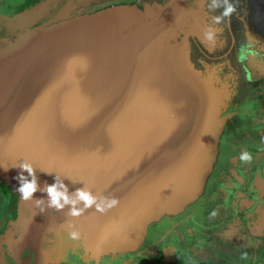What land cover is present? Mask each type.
Instances as JSON below:
<instances>
[{"label": "water", "instance_id": "water-1", "mask_svg": "<svg viewBox=\"0 0 264 264\" xmlns=\"http://www.w3.org/2000/svg\"><path fill=\"white\" fill-rule=\"evenodd\" d=\"M122 1L41 0L32 23L0 13V177L16 190L15 165L27 161L41 187L58 177L70 192L90 190L99 207L78 205L77 216L71 205L49 207L39 190L26 203L76 230L97 258L138 248L151 223L198 199L232 116L219 112L221 98H231L195 67L187 35L174 42L177 26L148 19L153 5ZM132 35L151 69L132 51ZM150 37L165 55L146 48Z\"/></svg>", "mask_w": 264, "mask_h": 264}, {"label": "flooded vegetation", "instance_id": "flooded-vegetation-1", "mask_svg": "<svg viewBox=\"0 0 264 264\" xmlns=\"http://www.w3.org/2000/svg\"><path fill=\"white\" fill-rule=\"evenodd\" d=\"M40 1L0 0V13L23 14L31 22V9ZM187 1L189 57L205 75L214 72L215 85L232 83L235 96L236 114L223 127L202 194L184 211L151 223L138 248L97 258L81 234L58 228L50 211L36 214L0 177V264H191L187 255L196 253L200 262L208 247L227 258L224 264H264V71L250 63L253 54L264 61V0H215L216 7L213 0ZM228 5L234 11L224 16ZM245 153L250 159L241 158ZM173 257L179 262H169Z\"/></svg>", "mask_w": 264, "mask_h": 264}, {"label": "clouds", "instance_id": "clouds-1", "mask_svg": "<svg viewBox=\"0 0 264 264\" xmlns=\"http://www.w3.org/2000/svg\"><path fill=\"white\" fill-rule=\"evenodd\" d=\"M216 2L213 0L211 7H216ZM234 11L233 6L228 5L223 15L229 16ZM218 21L219 18H214ZM208 39L213 38L211 32H206ZM244 160L250 159V156L245 153L242 157ZM21 169V172L16 177L19 181V186L16 191L20 194V198L24 201L34 199V194L39 190L47 193L48 206L56 210H63L66 206L71 205L68 214L77 216L81 213L82 209L78 205H83L85 208L97 204V197L84 187L70 192L68 186L63 180L56 177L55 183L47 184L41 187L36 174V168L27 161H22L20 164L15 165ZM7 170V168H6ZM42 170V169H41ZM25 172L27 175H25ZM36 203H41L44 199H35ZM97 207L99 205L97 204ZM75 235V234H73Z\"/></svg>", "mask_w": 264, "mask_h": 264}, {"label": "rangeland", "instance_id": "rangeland-1", "mask_svg": "<svg viewBox=\"0 0 264 264\" xmlns=\"http://www.w3.org/2000/svg\"><path fill=\"white\" fill-rule=\"evenodd\" d=\"M145 4H151L153 5V9H149L148 10V19H155L156 24H158L159 26H165L167 28V30H169V28L171 30L175 29V26L178 27V29H181V32H178L179 30L176 28V32L177 35L175 36V38L173 40H175L174 42L179 43L180 45L184 42V38H186L187 32H188V28L190 29V27L188 26H184V25H188V23L190 22V16L188 15L190 8H189V3L187 0H164V1H154V0H148L147 3ZM141 10H144L145 5L144 6H138ZM184 10V11H183ZM184 12V16L183 19L180 21V23L177 21L176 23V13L178 12ZM180 24V25H179ZM198 27H202V23L199 22L198 20ZM183 27V28H182ZM197 27V26H196ZM197 27V28H198ZM201 31V30H199ZM187 40V39H186ZM214 74V72H212V74H208L209 76H211V80H212V75ZM213 83V82H212ZM216 86L218 87H223L222 84L218 85L216 84ZM228 92V91H227ZM229 96V94H228ZM233 102V100L229 99L225 102L224 98H221V103H219V112L222 115H229L231 114L232 116L230 117V120L233 119V117L235 116L234 114H236V112L234 113L232 106L231 105ZM2 182V181H1ZM3 183V182H2ZM16 198H17V193L15 192ZM22 203V202H21ZM14 203L12 202L13 206Z\"/></svg>", "mask_w": 264, "mask_h": 264}, {"label": "bare ground", "instance_id": "bare-ground-1", "mask_svg": "<svg viewBox=\"0 0 264 264\" xmlns=\"http://www.w3.org/2000/svg\"><path fill=\"white\" fill-rule=\"evenodd\" d=\"M106 18H108V16H104V20L106 19ZM98 24L100 25V26H105V21H103V20H101V19H99L98 20ZM89 26V24H85V25H80V27H84V28H86V27H88ZM115 31V28L114 27H112V32H114ZM106 35V34H105ZM104 35V36H105ZM110 35L111 34H108L107 33V35L105 36L106 38H108V37H110ZM140 36L142 37V38H144V35H143V33L141 32L140 33ZM137 37L138 36H135V35H132V36H130L129 38H128V42H130V44H132V51H134L135 52V54H136V57L137 58H139V56H141V57H143L142 59L144 60L143 61V64L145 65V69H151L152 67H149L148 65L150 64V62H149V60L147 59V57H149L148 56V51H147V49H145V47H144V45H141L140 46V43H139V41H138V39H137ZM154 39H156V38H152V37H150V38H147L146 39V41L144 42V44L146 45V48H148L149 46L151 47L150 49H152L153 51H154V54L156 55V53L158 52V53H160V54H163L164 53V55H165V49H163L162 47H159V46H157L156 45V43H155V40ZM108 43L107 44H109L110 46H108L106 49H104L102 52H106V51H109V50H111L112 48H113V44H112V41L111 42H109V40L107 41ZM126 47V46H125ZM92 54V53H91ZM95 59H96V57H95ZM135 60H134V63L137 65V59L136 58H134Z\"/></svg>", "mask_w": 264, "mask_h": 264}, {"label": "crops", "instance_id": "crops-1", "mask_svg": "<svg viewBox=\"0 0 264 264\" xmlns=\"http://www.w3.org/2000/svg\"><path fill=\"white\" fill-rule=\"evenodd\" d=\"M261 49L264 52V43H263V46L261 47ZM253 55H252V57H250L251 58L250 63L251 64H255L254 65V68H255L254 70L255 71H257V70L261 71L263 69V71H264V61H263V59L260 58L259 60H257L255 55L254 56ZM254 59H255V62H254ZM231 86H233L232 83H227V84L224 85V88L228 91V94H229L230 98L233 100L235 96H234V94L232 92V89H230ZM196 255H197L196 253L194 255H189V256L187 255L186 258L190 261L191 264H212V262H214L216 264H224L225 262L228 261L226 257L222 258L219 255H215L211 251V249L209 247H208L206 252H203V254H201V256H204V257H202V259L200 258V262H197ZM206 258L208 260H205ZM168 260L171 263L179 262V260H177L174 257L172 259H168ZM134 264H137V261H134Z\"/></svg>", "mask_w": 264, "mask_h": 264}, {"label": "trees", "instance_id": "trees-1", "mask_svg": "<svg viewBox=\"0 0 264 264\" xmlns=\"http://www.w3.org/2000/svg\"><path fill=\"white\" fill-rule=\"evenodd\" d=\"M129 3H131V2H129Z\"/></svg>", "mask_w": 264, "mask_h": 264}]
</instances>
